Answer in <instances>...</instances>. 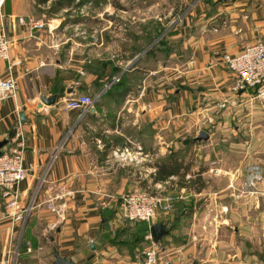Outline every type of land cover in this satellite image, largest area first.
I'll list each match as a JSON object with an SVG mask.
<instances>
[{
    "label": "crops",
    "instance_id": "obj_1",
    "mask_svg": "<svg viewBox=\"0 0 264 264\" xmlns=\"http://www.w3.org/2000/svg\"><path fill=\"white\" fill-rule=\"evenodd\" d=\"M53 1L0 0V26L9 41L7 58H0V77L14 79L17 86L14 97L0 101V149L10 138L20 141L27 175L17 184L18 207L33 204L26 220L13 222L0 197V264H20V259L32 264L30 257L53 264L56 253L75 264H144L152 246L159 252L156 264H260L254 253H244L242 235L250 222L252 228L259 224L262 210L257 204L252 219L242 214L244 201L255 204L264 197V172L262 182L244 191L237 206L228 199L210 207L217 219L197 222L200 211L209 212L196 205L186 216V207L179 209L182 201L204 190L217 193L202 180L214 168L212 162L221 179L227 178L219 192L230 197L235 194L233 177L241 182L246 166H260V156L250 161L244 150L262 148L264 102L254 98L252 88L233 91V74L220 59L224 52L237 53L248 36L258 35L252 28L238 34L233 25L223 27L222 14L243 25L240 11L250 8L256 26L264 10L259 0H174L185 9L172 17L173 7L167 14L147 10L136 19L151 30L163 28L157 39L163 37L165 44L140 67L133 66L144 51L132 55V15L123 42L105 43L101 37L88 46L72 38L69 25L59 26L54 16L72 8L81 15L90 5L94 11L101 4L112 7L111 0H74L56 12L50 11ZM124 1L160 5L166 0ZM107 15L110 23L117 14ZM36 21L44 27H34ZM79 27L83 24L78 23L76 36L83 31ZM122 74L129 90L120 96L104 94L107 76L113 80ZM78 94L95 98L94 109L65 108V100ZM51 95L54 104L41 102V96ZM191 130L196 135L204 130L208 139L195 141L193 135L189 145ZM129 142L151 153L144 165L155 172L145 176L112 157L114 147ZM202 142L219 148L217 160L205 157L201 162L195 149L191 152ZM231 149L238 150L235 158ZM159 185L162 194L173 197L172 214L179 212L182 219L169 227L159 221L161 213L151 223L127 220L122 196L135 190L159 193ZM49 199L65 204L61 217L48 209ZM157 222L168 231L154 244L149 234Z\"/></svg>",
    "mask_w": 264,
    "mask_h": 264
},
{
    "label": "built area",
    "instance_id": "obj_2",
    "mask_svg": "<svg viewBox=\"0 0 264 264\" xmlns=\"http://www.w3.org/2000/svg\"><path fill=\"white\" fill-rule=\"evenodd\" d=\"M34 27L43 28L44 23L33 22ZM84 34V31H80ZM9 41L5 30L0 26V58L6 59L8 55ZM221 62L233 74V91H243L252 88L254 98L264 102V41L257 40L244 45L237 53L224 52L220 54ZM119 76L113 78L117 81ZM16 82L12 78L0 77V101L8 96H15ZM95 98L78 94L65 100V108L79 110L84 113L94 109ZM220 106H224L222 102ZM16 136V135H15ZM12 137V136H11ZM112 157L120 164L130 166L146 173L145 176L155 172V168L144 165L151 158L150 152H144L142 146L137 143H125L116 146L111 151ZM27 168L24 166L20 141L15 137L0 149V197L7 216L13 222H22L30 214L33 204L18 207L17 184L26 177ZM246 184L255 187L263 180V173L259 166H252L246 176ZM159 193H151L148 190H135L125 193L121 198V207L124 217L132 222L151 223L159 213L168 214L173 207V197L170 194H162L163 188L159 185ZM48 209L61 217L65 211L64 203H54L48 200ZM149 238L153 240L151 233ZM154 242V241H153ZM155 244V242H154ZM30 251V248H28ZM144 264H156L157 252L154 246L146 253Z\"/></svg>",
    "mask_w": 264,
    "mask_h": 264
},
{
    "label": "rangeland",
    "instance_id": "obj_3",
    "mask_svg": "<svg viewBox=\"0 0 264 264\" xmlns=\"http://www.w3.org/2000/svg\"><path fill=\"white\" fill-rule=\"evenodd\" d=\"M123 1V2H122ZM119 3L121 5V7L119 8H114V6H109V5H99L95 11L94 8H92V5L84 8L83 13L77 14L75 10H73L74 8L70 9L68 12H60L57 14V16H54V18L57 20H59V26L62 25H69L68 26V30H69V34H72V38L74 39H82L85 40L86 43H88V46H91L93 43V41L98 42L99 39L102 37V40H104V42H110L112 41L113 43H118L120 44V42H123V38L125 37V31L124 29V25L129 24L128 23V19H130V16L132 15V17L134 19H132L131 21H133L130 30H133L134 34L139 35L142 34V29L141 26L143 25V23L139 20H137L136 18L140 17V16H144L146 15V12H151V13H156V12H165V14L168 13L169 9L171 7H173V11H171V15L170 17H172V15H181V13L184 11L185 6L182 5L181 7H179V5L174 1V0H166L165 3H162L160 5H148V4H140V3H136L135 1L133 2H125L124 0H119ZM259 4L260 7L262 6L264 8V1L259 0ZM96 7V6H95ZM76 9V8H75ZM148 10V11H147ZM94 12L99 13L100 15H95L96 17H93ZM109 12L111 14H117L116 16L113 15L111 22H108V15ZM145 12V13H144ZM251 9H244L243 11H240L242 17H243V21L246 20L245 23H242L243 25L240 24V22L237 19H233L230 17H226V14L223 13L222 14V21H223V27L228 28L229 26L233 25L234 26V30L236 33L240 34L242 33V31L244 32L243 29L244 28L246 31H250L251 28L252 30H255V33L260 35H256V36H252L248 38H245L246 40V44H249L251 42H255L257 40H263L264 41V10L262 9V16L259 19V22H257L256 24L258 25H253V23L256 21L257 17H253L251 15ZM226 22V25H225ZM78 23H82L83 27H79L82 28V30L84 31V34H80L79 36H76V32H77V27H78ZM239 23V25H238ZM238 26H237V25ZM244 24H247V28L245 27ZM110 26V28H106L104 29L106 26ZM225 25V26H224ZM93 27L100 29L101 31L99 32L98 30L96 31H92ZM250 27V29H248ZM111 30V32H109V35H106L104 32H108L106 30ZM233 30V31H234ZM242 30V31H241ZM78 32H80V29L78 30ZM93 32H95V34H93ZM111 36V37H110ZM249 39V40H248ZM133 42H135L132 39ZM111 42V43H112ZM137 43L141 44V41L138 40L136 41ZM135 44V43H134ZM245 44V45H246ZM138 45V44H137ZM136 46V45H135ZM131 55V54H129ZM132 55H135V53H132ZM136 55H140V54H136ZM143 55V54H142ZM141 55V56H142ZM147 62V61H145ZM145 62H143V64H145ZM235 122V121H234ZM236 124V122L232 125L234 126ZM204 125H202L203 127ZM248 128V127H247ZM264 131V130H263ZM196 132L191 130V132L189 133V138H188V143L189 145L192 143V137L191 136H195ZM188 134V133H187ZM262 140H261V144H262V148L257 152L254 149L253 150H244L245 154H247L250 157V161H253V157L255 158L256 156L261 158V162H260V170L262 171V173L264 172V132L262 133ZM215 140V139H214ZM213 140V142H215ZM218 140V139H216ZM236 139L232 140L233 143H236ZM215 144V143H214ZM215 147H217V145H215ZM191 152H194L195 149V153L197 154V159H201V162H203V160L206 158H208V160H217L216 158L219 156L218 152H219V148H214L212 150V148L210 149V147L204 145V143H197L194 146L191 147ZM238 150L237 149H231L230 153L233 152V156L235 158L236 152ZM247 152V153H246ZM245 155V156H247ZM210 162V161H209ZM216 162V161H215ZM212 162L211 165L214 167L212 168V171L209 172V174L203 175V186H205V188L209 187V190H217V193L214 195H207L205 190L202 194L200 195H193L190 197V199L184 200L182 201V203L179 205V209L182 207H186L185 210V216L189 214V211L191 210V208H193L192 206L196 205L202 208H206L207 211L209 212L208 215L204 214V212L202 213L201 211L197 214V222H202V221H206L207 219L211 220V219H217L216 216L219 218V214H216L214 212H211V209H209L210 207L213 206H220L222 203H227L228 199L229 202L228 204L232 205V206H237L238 201H240L239 197L244 193V191H247L249 189H255V187H249L246 184V176L247 173L249 172V170L251 169L252 166L255 165H248L245 167L244 169V177L243 179H240L241 182H239V180H236L237 178L233 177L231 184H230V189L232 191L235 192L234 196L230 197L228 195H224L222 193L219 192L220 188L224 187V183H226V177L222 180L220 172L217 171L216 167V163ZM259 162V161H258ZM201 164V163H200ZM210 165V164H209ZM210 165V166H211ZM257 166V165H256ZM234 180V181H233ZM229 182V183H230ZM262 182V181H261ZM260 182V183H261ZM202 184V182H201ZM240 184V185H239ZM264 198V197H263ZM261 199L259 201V203H253L252 200L248 199L247 201H244V205H245V209H244V213L242 214V216L245 215V218L247 220L248 219H252L255 211H257L258 207L256 208V205L258 204V206L260 207V209L262 210V214L260 216V220L257 222H259L258 225H255V228H252L253 225L251 224V222L249 223V227L244 229V235H242L244 238V253H254L256 255L258 261L260 264H264V199ZM256 210H255V209ZM172 210V209H171ZM169 211L168 214L164 215V213H161L162 215H160V220L162 222H166L168 225V227L170 225H172L174 222H177L179 220L182 219V216L180 215V213H173L172 211ZM258 214V213H255ZM164 216H168V218L165 220ZM185 216L183 217V219H185ZM215 216V217H213ZM256 217V215H255ZM256 220V219H255ZM201 228V227H200ZM199 231V230H198ZM241 238V237H240ZM234 247V245H233ZM157 253L158 249L156 250ZM20 264H24L27 263L24 260L20 259L18 260ZM37 262L38 260L33 259L32 257H30V262L32 264H36L34 263ZM40 264H45L42 261H39Z\"/></svg>",
    "mask_w": 264,
    "mask_h": 264
},
{
    "label": "trees",
    "instance_id": "obj_4",
    "mask_svg": "<svg viewBox=\"0 0 264 264\" xmlns=\"http://www.w3.org/2000/svg\"><path fill=\"white\" fill-rule=\"evenodd\" d=\"M81 1L83 2L86 0H81ZM73 3H74V0H54L52 5L50 6V11L56 12L62 7L71 6ZM111 3H112V6H114L115 8L121 7L119 0H111ZM141 29H142V34L136 35L134 34V32L131 33V38L135 41V42L132 41V44H131L132 53H135L136 55V54H141L144 51L142 57L139 58L138 61H136V63L133 65L136 67L137 66L140 67L139 65L140 63H143L145 61H148L150 58L155 57L157 53H159L158 51L162 49L160 46L165 44V40L163 37H161L160 39H157L161 35L163 28H161L158 31L157 28L154 27V30H151L150 25L146 24V25H142ZM138 40L141 41V44L136 42ZM166 50L167 49H165L164 52ZM113 70H114L113 73H117L119 69L114 67ZM134 70H135L134 72L141 71L139 68H135ZM125 76L126 75L124 74L120 75L118 82L117 81L112 82L111 76H107V78L104 80V83L105 85L108 84L109 87L106 88L104 94H110V95L117 94L118 96L124 95L129 90V86L126 85L122 81V79ZM104 83L102 85H104ZM164 169L166 170L167 174L171 172L167 168V165L165 166Z\"/></svg>",
    "mask_w": 264,
    "mask_h": 264
},
{
    "label": "water",
    "instance_id": "obj_5",
    "mask_svg": "<svg viewBox=\"0 0 264 264\" xmlns=\"http://www.w3.org/2000/svg\"><path fill=\"white\" fill-rule=\"evenodd\" d=\"M226 0H218V2H223ZM41 102L46 105H52L55 103V96H41L40 97ZM208 139V133L205 132L204 130H201L198 132V134L195 136L194 140L195 141H202V140H207ZM166 225L162 222H157L152 224L151 226V232H152V237L153 241L156 243L164 234L167 233ZM53 264H75L71 260H68L64 257H61L58 253L55 254V260ZM171 264V263H169Z\"/></svg>",
    "mask_w": 264,
    "mask_h": 264
}]
</instances>
